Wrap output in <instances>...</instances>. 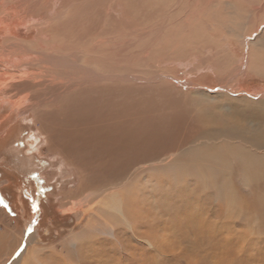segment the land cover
Instances as JSON below:
<instances>
[{
    "label": "rangeland",
    "instance_id": "obj_1",
    "mask_svg": "<svg viewBox=\"0 0 264 264\" xmlns=\"http://www.w3.org/2000/svg\"><path fill=\"white\" fill-rule=\"evenodd\" d=\"M115 1L104 0L102 4L108 5V8L105 15L97 14V22L107 21V25L104 24L106 30L114 28V22L109 18L113 12L119 15L117 18L124 17L132 22V29L144 34L163 20L167 22L165 15L168 12L160 9L165 7V3L175 0H146L148 3L145 0H120L119 8L114 12L111 5ZM204 1L206 0H181L180 4L186 11H190L192 3H199L201 6ZM261 1L214 0L208 7H203L205 11L197 15L199 18L196 16L195 20L187 23L182 18L183 15L176 12L171 15L174 26L176 25L172 27L175 37L168 34V31L165 32L167 37L164 33L161 36L163 40L160 38L163 43L160 41V44H155L159 51L154 48L153 53L145 54L141 49L146 44L141 42L140 50L143 54L140 69H137L141 75L161 76V84L158 87L147 85L146 89L127 93L128 95L120 88L111 91L115 93V99L113 97L111 102L107 101L105 104L108 106L104 105L106 109L100 114H122L123 120L127 122L124 130L130 144L125 150L123 162L114 163L110 167L111 172L105 177L84 180L87 188L76 197L70 196V193L75 192V187H79L77 170L55 156L52 146L58 141L46 145L45 136L39 130L40 126L51 129L53 124L63 127L64 124L60 123L64 120L51 115L53 118H40L43 122L35 120L31 113L19 118L10 114V123L0 124V240L3 234L6 236L13 233L7 240L14 238L16 241L25 232L31 233L32 240L36 241L29 246L42 251L38 258L45 257L50 252L66 251L68 255H73V244L80 240L79 233L91 224L92 208L98 204L96 199L78 204L79 199L90 191L100 193L99 198L101 193L102 196L116 192L122 194L121 188H126L125 195H129L132 190L135 197L143 202L133 209L135 212L154 211L161 216L159 220H154L160 223L154 228L155 238L162 241L163 235L167 236L172 243L169 250L174 262L180 264V261H187L188 257L195 262L198 258L192 259L189 253L190 244L197 238L194 237L196 232L187 230L182 225L183 207L176 197L181 187H187L192 191L195 202L205 205L212 213L218 211L216 220L222 226L221 240L219 238L210 242L205 238L197 255L205 257L206 264H264V177L254 176L258 174L255 165L244 173L236 157L232 156L236 152L240 153L236 149H230V155L217 150L238 144L249 153L244 156L245 159L264 161V145H257L255 138L253 140L256 143L244 140L235 143L228 139L226 133L220 132L223 127L228 126L230 129L236 122L240 127L255 123V130H242L245 137L249 132L256 137L264 129V107L258 105L260 102L264 103V60L261 51L252 48L254 40L264 39V6L261 12L258 11ZM130 7L134 9L131 10ZM110 23L112 26H109ZM93 25L92 23L91 26ZM21 26H10V35H14L22 43L36 42L35 30L24 33ZM130 29L124 31L126 37L129 36ZM6 31L0 28V39ZM167 39H171L170 44L164 42ZM172 48L173 57H166ZM29 56L32 57L30 54ZM213 56L218 58L217 61L214 59L218 65L215 71L211 70ZM102 103L104 102L101 105ZM101 105L92 107L91 110L101 111ZM4 111L6 110L1 109V115ZM12 119L15 121L11 122ZM39 120L42 123L38 124ZM10 134L13 135L10 137ZM227 141L232 143L227 145ZM201 150H204L202 154ZM63 152L64 155L68 153V160L73 158L74 161H79L76 153L69 149L64 148ZM178 202L181 207L177 210L175 208L179 206ZM73 203L77 207H73ZM255 203L262 211L253 210L252 205ZM172 212L177 213L173 225L180 228L174 237H171L167 231L169 227H166L170 224L168 214ZM151 220L147 225L154 223ZM111 221L106 219L108 227L115 225ZM173 225L171 224V228ZM125 228V234L121 237L130 247L135 241L130 237L127 224ZM205 235L208 236L207 233ZM202 239L203 237L198 240ZM215 243L218 244L216 250ZM26 245L27 242L22 240L17 244L15 252L8 255L10 258L3 256V260L11 264L25 250ZM10 246L11 243H8V253L12 249ZM30 262L37 264L31 259L28 264Z\"/></svg>",
    "mask_w": 264,
    "mask_h": 264
},
{
    "label": "bare ground",
    "instance_id": "obj_2",
    "mask_svg": "<svg viewBox=\"0 0 264 264\" xmlns=\"http://www.w3.org/2000/svg\"><path fill=\"white\" fill-rule=\"evenodd\" d=\"M180 1L175 0L172 3L169 1V4L165 3V7L160 10L168 12V15H165L167 22L164 20L159 24L155 22L157 25L152 27V30L150 29V31L140 34L136 29H132L134 25H131L132 22L125 20L124 17L117 18L119 15L113 12L109 18L114 22V28L110 30L104 29V24L107 25V21L97 22L99 21L98 15H105L108 8V5L102 4L104 0H0V28L7 30L4 37L0 39V107L3 106L10 109L9 114L5 116L6 119L11 118L10 114L19 118L31 113L35 120L43 119V116L53 118L51 115L56 118L61 117L64 120L61 121L62 123L58 122L61 125L64 124L63 127L58 126L59 124H53L51 129L40 126L39 130L45 136L46 145L56 142V140L58 141L54 147L52 146L55 156H59L77 170L79 187H75L76 193L71 191L70 196L76 197L87 188L83 182L84 180H91V177L93 179L95 177H105L111 172L110 167L114 163L124 161L125 150L128 149L130 144L127 140V132L125 133L124 130L127 122L123 120L122 114L114 112L113 114L100 113L108 106L105 104L107 101L111 102L113 97L115 99V93L111 91L120 88L123 89L124 93L130 94V92L135 93L139 89H146L147 85L157 86L159 83L161 84L159 82V80L161 81V76L156 74L152 76L148 74L141 75L139 73V63L143 54L141 50L145 51V54L153 53V51L158 50V48H155V44H160V41L163 43L161 36L165 32L168 31V34L174 36V31H172L174 18L171 15L179 12L183 15L181 16L182 18L184 17L185 23L189 22V20L193 21L198 14L204 13L203 7L211 5L214 0H206L208 2L204 1L201 6L199 3H192L190 11L182 8ZM120 2V0L113 2L114 4L111 5L113 11L119 8ZM145 2L148 3L146 0ZM150 2L152 1L150 0ZM263 6L264 0L261 1L258 11L261 12ZM134 8H131V10ZM171 18L172 20H170ZM92 23L94 24L93 26H91ZM111 23L109 26H112ZM13 24L23 25L21 27L24 28V33H30L35 30L36 42L22 43L17 40V37L10 35V26H13ZM139 24L141 25V22ZM128 28H131L130 34L126 37L127 35H124V31ZM168 34H166V37ZM165 40L164 42L169 43L171 39ZM141 42L146 44L143 49L140 48ZM252 45V48L261 51L264 60V39L254 40ZM173 50L174 48L166 57H173ZM29 54L32 55L33 59H31L32 57ZM214 59L217 61L218 58L213 56L211 60L213 61L211 68L213 71L218 68ZM236 75L234 76L236 77ZM178 84L183 86V84ZM101 102L104 103L101 105ZM100 105L103 107L100 109L101 111L91 110L92 107H99ZM258 105L264 107L262 102ZM13 112L16 114L14 115ZM42 119L40 120L44 122ZM40 120L39 122L37 121L38 124L42 123ZM236 123H233L230 129L227 128L228 126L223 127L220 132L226 133L229 137L228 139L235 143L240 140L247 141V143L257 140V145L261 146V143L264 145V129L261 133H256L257 135L254 137L249 132L254 129V122L241 127ZM245 128H249L247 137L242 132ZM12 135L10 134V137ZM254 138L255 140H253ZM232 142L227 141L226 144L228 145ZM202 144L200 143V145ZM200 145L198 146L200 147ZM64 148L76 153L79 161H74L73 158H71L73 161L68 160L66 156L68 153L64 155ZM233 148L240 152H236L232 156L236 157L244 173L249 168L253 169L255 165L258 174L254 176L264 177V161L256 158L253 161L252 159H245L246 157L244 156L249 153L238 146V144L217 150L223 154H229L228 151ZM203 152L204 150L200 154ZM203 155L206 157L205 154ZM188 189L187 187H181L177 191L176 197L183 207V213L180 212L184 217L182 218V225L187 230L192 229L196 232L194 237L197 238L190 244L191 253H189V256L192 259L197 257L198 261L194 262L188 257L187 261L181 262L179 260V263L196 264L198 262L206 264V258L197 254L200 253L205 238L210 242L212 240L217 241L219 238L221 240L222 226L220 221L216 220L218 211L212 213L205 208V205L195 202L191 195L192 191ZM126 190V188H121L122 194L116 192L109 196H102L101 193L99 198L98 195L100 193L90 191L79 199L78 204H85L95 199L98 204L92 208L91 224L79 233L80 240L73 244V255H68L66 251L61 253L50 252L51 254L38 258L42 251L40 249L35 250L32 246H29L35 244L36 241L32 240L31 233L26 234L25 232L23 237L21 236L19 239L17 237L16 241H14V238L8 241L7 239L14 235L13 233H8L6 236L3 234L2 237L4 239L0 240V264H7V261L3 260V256L9 257L15 252L17 244H20L22 240L27 242L26 248L12 263L10 262L11 264H28L30 259L32 262H37V264H176L169 250V245L172 243L167 236L163 235L162 237L161 233L162 241H158L155 238L154 228L159 222H154V220H159L161 216L156 215L154 211L148 213L135 212L133 209L137 208V205L143 204V202L138 200L139 197H135V193L132 190L129 195H125L127 193ZM181 196H183L182 199ZM134 198L137 200L134 201ZM181 203L179 204L178 202L179 206H176L175 209H180ZM73 207L77 206L73 203ZM241 208H243L242 205ZM252 208L256 211H262L257 203L252 205ZM176 215L177 213L175 212L168 214L169 226L163 223L166 227H169L166 230L171 237H174L177 230L180 229L176 224L173 225ZM108 218L112 220L111 222H114L115 225L113 227H108L106 222ZM149 219L154 222L152 225H147ZM126 224L128 229H130V237L135 241V244L130 247L124 243V238L121 237L125 234ZM171 224L174 226L173 228H171ZM204 233H207L208 236L206 237ZM202 237V241L198 240ZM8 243H11L10 247L12 248L9 253L6 249ZM214 245V250L218 249V244L215 243ZM29 247H32V249H29ZM30 251H33V254Z\"/></svg>",
    "mask_w": 264,
    "mask_h": 264
},
{
    "label": "crops",
    "instance_id": "obj_3",
    "mask_svg": "<svg viewBox=\"0 0 264 264\" xmlns=\"http://www.w3.org/2000/svg\"><path fill=\"white\" fill-rule=\"evenodd\" d=\"M1 109H2V110L5 109L6 111L3 112V115H1L2 113H0V121H1L0 124H2V123H10V120L5 118L6 114H8L7 112H9L10 109L1 106V107H0V112H1ZM4 118H5V119H4ZM13 121H15V120H11V122H13ZM13 124L15 125V123H13ZM13 124H12V125H13Z\"/></svg>",
    "mask_w": 264,
    "mask_h": 264
}]
</instances>
